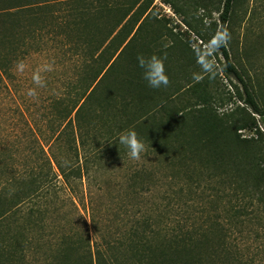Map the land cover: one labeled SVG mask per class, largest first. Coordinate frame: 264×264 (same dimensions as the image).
Here are the masks:
<instances>
[{
  "label": "trees",
  "instance_id": "1",
  "mask_svg": "<svg viewBox=\"0 0 264 264\" xmlns=\"http://www.w3.org/2000/svg\"><path fill=\"white\" fill-rule=\"evenodd\" d=\"M233 4L223 0L212 42L241 86L224 99L197 73L185 86L172 82L171 64H184L179 45L163 48L162 26L148 23L152 1L0 0V100L27 103L17 109L29 112L35 139L22 170L9 169L12 154L0 157V195H11L0 198V264H31L24 253L41 249L32 233L44 226L45 264L264 256V104L232 58ZM35 55L53 66L45 103L32 109L18 71ZM233 97L242 105L221 111Z\"/></svg>",
  "mask_w": 264,
  "mask_h": 264
},
{
  "label": "rangeland",
  "instance_id": "2",
  "mask_svg": "<svg viewBox=\"0 0 264 264\" xmlns=\"http://www.w3.org/2000/svg\"><path fill=\"white\" fill-rule=\"evenodd\" d=\"M147 1H152L151 6L153 7L148 23L162 26L163 36H160L158 41L163 43V48L164 46H172L174 41L179 45L178 48L175 47L174 51L179 61L181 60L179 64L184 65L171 64L174 70L172 74L175 75V78L172 79L173 83L185 86L197 73L200 78L205 79V82L208 83L207 88L210 92L217 95L220 93L224 99L229 96L228 90L234 94V84L241 89L236 79L226 74L223 69L224 59L222 55L212 47L214 32L220 28L219 17L223 0ZM226 31L233 60L243 71L253 90L260 95V99L263 96L262 103L264 104V0H234L231 19ZM198 32L207 38L210 35L213 38L210 42L204 41ZM184 49L187 52H183L182 55L180 51H184ZM196 56L197 58H194ZM51 66L53 64L45 56L35 55L18 71V75L21 77L18 82H22L23 92L33 102L32 109L45 103L43 101L45 100V93L50 87L45 76ZM61 71L62 69H58L59 74ZM237 104L242 105V101L233 97L230 102L219 109L222 111L235 108ZM25 106L27 103L19 98L10 97L0 100V157L5 152L12 154L13 156L6 155L9 159L7 162H12L9 164V169L13 168L15 171L24 168V160L28 153L32 152L33 158L35 157L33 153L35 147L34 132L28 127L29 124L31 125L32 119L28 111H26L28 119L18 111L20 108L25 110ZM35 116L38 117L36 113ZM257 117L259 118V116ZM40 123L43 128L41 132L45 135V123L43 121ZM262 128L264 131L263 124ZM242 134V136H250L253 133L249 130H242ZM41 138L44 142L43 137ZM10 196L9 194H2L0 198L5 200L6 197L9 198ZM106 198L109 199V202L107 199L104 200L107 201L106 205L109 206L110 203L113 208V212L108 211L107 213V216L112 220L120 198L115 191L107 194ZM4 200L0 199V204ZM32 204L33 201L23 203V215L27 216L28 209ZM68 207L71 208L70 204ZM37 215L40 216L38 213ZM11 217V213L5 216L7 219ZM43 228L42 232L32 233L35 238L42 235L39 236L42 237L41 249L37 250L33 247L36 246L35 244H29L33 248L25 251V262L45 264V226ZM1 234H3V230L0 228ZM255 264H264V256L256 255Z\"/></svg>",
  "mask_w": 264,
  "mask_h": 264
}]
</instances>
